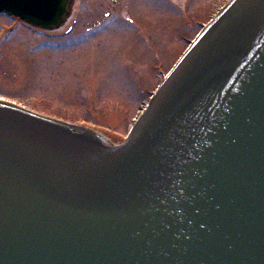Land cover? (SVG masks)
Segmentation results:
<instances>
[{
	"label": "water",
	"instance_id": "obj_1",
	"mask_svg": "<svg viewBox=\"0 0 264 264\" xmlns=\"http://www.w3.org/2000/svg\"><path fill=\"white\" fill-rule=\"evenodd\" d=\"M76 0H0L59 30ZM0 264H264V0L202 33L118 147L0 102Z\"/></svg>",
	"mask_w": 264,
	"mask_h": 264
},
{
	"label": "rangeland",
	"instance_id": "obj_2",
	"mask_svg": "<svg viewBox=\"0 0 264 264\" xmlns=\"http://www.w3.org/2000/svg\"><path fill=\"white\" fill-rule=\"evenodd\" d=\"M230 1L77 0L68 24L53 34L1 16L0 102L87 127L108 146L122 144L151 95Z\"/></svg>",
	"mask_w": 264,
	"mask_h": 264
},
{
	"label": "flooded vegetation",
	"instance_id": "obj_3",
	"mask_svg": "<svg viewBox=\"0 0 264 264\" xmlns=\"http://www.w3.org/2000/svg\"><path fill=\"white\" fill-rule=\"evenodd\" d=\"M1 17V16H0ZM0 56H1V52H0Z\"/></svg>",
	"mask_w": 264,
	"mask_h": 264
}]
</instances>
